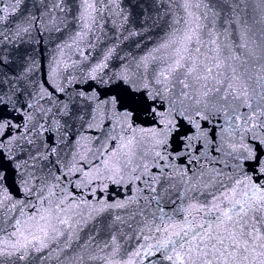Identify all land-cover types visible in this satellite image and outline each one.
<instances>
[{
  "label": "snow or ice",
  "instance_id": "snow-or-ice-1",
  "mask_svg": "<svg viewBox=\"0 0 264 264\" xmlns=\"http://www.w3.org/2000/svg\"><path fill=\"white\" fill-rule=\"evenodd\" d=\"M0 264H264V0H0Z\"/></svg>",
  "mask_w": 264,
  "mask_h": 264
}]
</instances>
